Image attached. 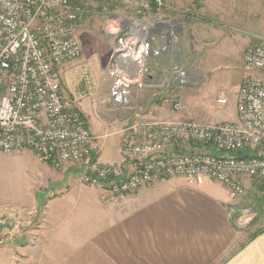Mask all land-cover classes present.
I'll use <instances>...</instances> for the list:
<instances>
[{
  "label": "built area",
  "instance_id": "obj_1",
  "mask_svg": "<svg viewBox=\"0 0 264 264\" xmlns=\"http://www.w3.org/2000/svg\"><path fill=\"white\" fill-rule=\"evenodd\" d=\"M138 4L130 28L123 17L113 18L114 67L121 76L117 102L128 100L123 96L131 93L130 84L151 85L146 66L159 55L174 54L172 74L177 72L181 84L176 91L197 83L179 55L182 31L193 14L167 0ZM87 16L81 0H0V151L31 149L56 169L73 165L85 185L104 188L113 202L178 176L189 184L209 177L232 198L245 193L246 179L264 187V35L247 33L253 41L244 66L257 73L240 84L234 120L130 119L119 132L121 160L106 162L78 98L63 91L60 75L82 53L79 28ZM173 109L180 112L185 105L175 98ZM211 147L227 155L214 154Z\"/></svg>",
  "mask_w": 264,
  "mask_h": 264
},
{
  "label": "crops",
  "instance_id": "obj_2",
  "mask_svg": "<svg viewBox=\"0 0 264 264\" xmlns=\"http://www.w3.org/2000/svg\"><path fill=\"white\" fill-rule=\"evenodd\" d=\"M168 1L193 14L181 39H188L187 31L197 32L192 46L198 47L202 55L197 62L201 72L204 65L211 67L218 55L213 50L221 41L224 40V47L238 42L242 50L248 44V36L229 37L225 28L214 24L205 27L203 20L228 25L245 22L248 15L258 19L264 14V0H257L259 8L249 0ZM183 44L186 46L185 41ZM181 61L183 66L192 68L190 61ZM153 64L163 65L157 61ZM68 65L62 68L64 73ZM206 82L195 94L208 91ZM162 95L159 90L156 100ZM181 98L183 111L165 110L152 103L153 108L148 109L147 105L134 111L131 119L185 116L207 122L223 121H213L203 111L194 113L193 98L186 92ZM234 113L236 116V106ZM88 118L103 160L120 161L119 134H112L113 121L105 118L99 122L93 115ZM60 171L63 186L52 195L47 194L43 210L37 215L38 224L25 238L27 242L17 247L14 254L3 250L0 264H264V187L256 180L246 179V194L237 199L231 198L227 187L209 177L189 184L185 177L178 176L154 182L120 202H113L104 188L85 185L77 167L67 165ZM251 203L262 205L263 213L250 214ZM241 221L249 226L259 221L261 226L245 240L237 230Z\"/></svg>",
  "mask_w": 264,
  "mask_h": 264
},
{
  "label": "rangeland",
  "instance_id": "obj_3",
  "mask_svg": "<svg viewBox=\"0 0 264 264\" xmlns=\"http://www.w3.org/2000/svg\"><path fill=\"white\" fill-rule=\"evenodd\" d=\"M139 2L140 0H135L134 4H128L126 0H81V3L87 7L88 14L79 28L82 53L78 59L68 65L65 73L61 69L60 75L63 91L67 95L78 98L77 103L88 123L89 115H93L99 122L109 118L113 121L111 124L112 134L114 136L119 134L120 140L119 132L131 119L134 111H139L147 105L148 109H151L155 104H159L158 108L172 111L173 100L178 98L182 101L181 95L184 92L193 98L194 113L195 111L196 113L203 111L205 116L207 115L213 121L217 118H221L223 121L234 120L237 116V113L235 116L234 109L238 100L239 85L244 77L257 73L255 69H247L244 66V48L253 41V37H249L247 33L254 32L264 35V14L258 19L248 15L247 21L228 23V26L221 21L213 23L203 20L201 24L205 27L214 24L217 27L225 28L229 37L235 35L248 36V44L242 50L238 42L227 44L224 47V40L221 41L213 50L218 55L212 61L211 67L204 65L202 73L197 67V62L202 55L198 47L192 46L195 35L198 37L197 32L192 34L191 31H187L188 39L186 37H184L186 40L180 39L179 55L187 62L192 63V68L186 67L185 70L187 69L186 72H190L197 79V83L184 85L175 93L176 88L181 84L177 72L175 75L172 74L174 54L159 55L153 60L149 57L148 61L151 60L153 63L157 61L163 64L153 66L154 64L150 61V65L146 66L144 77L149 76L153 85L152 83L150 86H143L138 83L130 84L131 93L127 94L124 91L125 96L121 93L123 98H128V100L117 102L116 98L119 93L116 86L121 81V76L114 67L113 52L118 37L112 32L114 31L113 25H116L113 18L123 17V24H127L130 28L137 19V12L140 9ZM249 3L253 7L259 8V1L249 0ZM124 26L126 27V25ZM229 27H233L234 31ZM184 41L187 47L183 44ZM182 78L184 79V77ZM205 81H207L208 91L204 92L203 95L195 94L202 90L201 85ZM124 84L122 89L129 90V86ZM90 89H92V94H89ZM159 90L163 91V95L157 101L155 95H158ZM221 96L226 97L228 102L219 103L218 98ZM170 117L166 118L169 119ZM177 117L186 118L185 116ZM211 148L215 150L214 147ZM106 152L111 153L109 149L108 151L106 149ZM218 153L219 155H227L226 152ZM60 170L62 169H56L43 161L31 149H21L8 153L0 151V254L5 249L14 254L17 247L27 242L25 238L29 237L37 226V215L43 210V202L46 200L47 194L52 195L63 186ZM245 194L246 191L242 196ZM251 204L250 214L252 212L257 213V215L263 213L262 205L255 204L254 206V203ZM253 223L250 226L242 221L241 224H238L237 230L241 232V237H244L245 240L251 238L261 226L259 221H256L254 226Z\"/></svg>",
  "mask_w": 264,
  "mask_h": 264
},
{
  "label": "bare ground",
  "instance_id": "obj_4",
  "mask_svg": "<svg viewBox=\"0 0 264 264\" xmlns=\"http://www.w3.org/2000/svg\"><path fill=\"white\" fill-rule=\"evenodd\" d=\"M135 56H137V54H135Z\"/></svg>",
  "mask_w": 264,
  "mask_h": 264
}]
</instances>
